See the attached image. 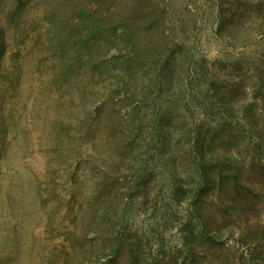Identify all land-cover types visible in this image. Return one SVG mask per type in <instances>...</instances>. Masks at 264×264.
Listing matches in <instances>:
<instances>
[{
    "label": "rangeland",
    "instance_id": "obj_1",
    "mask_svg": "<svg viewBox=\"0 0 264 264\" xmlns=\"http://www.w3.org/2000/svg\"><path fill=\"white\" fill-rule=\"evenodd\" d=\"M0 264H264V0H0Z\"/></svg>",
    "mask_w": 264,
    "mask_h": 264
}]
</instances>
